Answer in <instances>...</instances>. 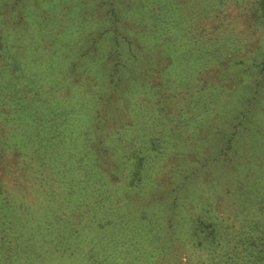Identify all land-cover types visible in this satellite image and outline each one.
Wrapping results in <instances>:
<instances>
[{
    "label": "rangeland",
    "instance_id": "374dc122",
    "mask_svg": "<svg viewBox=\"0 0 264 264\" xmlns=\"http://www.w3.org/2000/svg\"><path fill=\"white\" fill-rule=\"evenodd\" d=\"M0 46L12 70L30 78L41 71L49 91L53 82L67 87L65 95L84 110L77 122L84 132L115 136L134 123L149 130L151 119L152 130H160L165 122L158 120L177 116L194 98L182 91L186 81L185 87L204 90L192 105L191 144L171 146L148 186L126 195L130 206L167 211L178 194L186 215L201 197L213 196L223 216L232 183L243 185L252 204L264 200L260 180L263 187L249 193L264 176V0H0ZM189 55L200 63L189 65ZM170 79L177 88L169 89ZM31 82L26 90L37 84ZM46 95L30 96L34 102ZM209 101L215 107L208 108ZM97 159L107 166L114 151L103 146ZM163 228L156 264H207L204 252L211 257L213 250L199 252L192 237L172 236L166 223ZM209 229L202 237L211 242L217 232ZM262 238L237 239L242 257L235 264L264 253Z\"/></svg>",
    "mask_w": 264,
    "mask_h": 264
},
{
    "label": "trees",
    "instance_id": "16d2710c",
    "mask_svg": "<svg viewBox=\"0 0 264 264\" xmlns=\"http://www.w3.org/2000/svg\"><path fill=\"white\" fill-rule=\"evenodd\" d=\"M1 49L7 52L0 46V264H156L163 248L154 245L165 223L172 236L192 237L199 252L213 250L211 257L204 252L207 264H235L243 241L237 244V239L242 237L255 241L263 235L264 244V200L252 204L240 183L227 187L232 203L223 216L217 214L213 196L201 197L186 215L177 193L167 211L150 205L138 209L126 201L127 194L142 192L154 171L165 167L164 155L171 146L191 144L193 104L204 90L185 87L190 84L186 81L182 91L194 98L173 119H157L165 122L160 130H152L151 119L145 125L149 130H139L140 124L134 123L132 130L115 136L107 130L84 132L77 125L84 110L65 95L67 87L53 82L49 91L41 71L30 78L23 70H12ZM187 59L189 65L200 63L196 56ZM170 80L169 89L177 88V81ZM31 81L37 84L26 90ZM38 93L47 94L48 100L33 102L30 95ZM208 104L215 107L212 101ZM103 146L114 151L115 160L107 166L97 162ZM259 180L264 182V176H258L259 185L249 193L263 187ZM206 227L217 232L211 242L202 237ZM215 240L217 244H211ZM246 261L264 264V253Z\"/></svg>",
    "mask_w": 264,
    "mask_h": 264
}]
</instances>
